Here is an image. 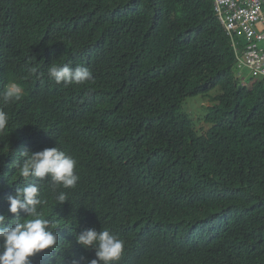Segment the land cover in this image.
<instances>
[{
  "label": "trees",
  "instance_id": "16d2710c",
  "mask_svg": "<svg viewBox=\"0 0 264 264\" xmlns=\"http://www.w3.org/2000/svg\"><path fill=\"white\" fill-rule=\"evenodd\" d=\"M53 63L94 79L56 84ZM235 65L212 0H0V92L24 89L0 103V214L33 180L61 230L55 261L96 258L74 242L95 228L124 241L116 264H264V76L242 80ZM217 88L199 132L183 104ZM34 102L68 124L80 184L62 205L50 178L13 164L43 144L26 124Z\"/></svg>",
  "mask_w": 264,
  "mask_h": 264
},
{
  "label": "clouds",
  "instance_id": "9594fccd",
  "mask_svg": "<svg viewBox=\"0 0 264 264\" xmlns=\"http://www.w3.org/2000/svg\"><path fill=\"white\" fill-rule=\"evenodd\" d=\"M29 72L36 75L37 68L32 67ZM47 75L56 84L63 83L65 86L82 85L94 79L88 67H72L69 63L51 64ZM23 93L20 84L11 82L0 92V103L19 101ZM30 111L26 124L43 144L30 152H21L22 164L19 161L13 164L22 178H38L42 183H46L45 178H50L53 186H59L56 187L60 190L56 201L62 205L70 200L67 195L78 189L80 184L77 160L61 145L67 139L65 126L68 124L52 121L39 102L32 103ZM7 125V113L0 110V131L5 130ZM3 201L8 209L5 215L0 214V264H32L31 258L35 255L39 258V253L45 258L42 264H66L49 256L58 246L61 230H51L54 227L51 219L45 218L46 213L40 208L46 201L40 198L38 185L31 180L26 186H18L4 195ZM23 213L26 218L20 219ZM8 218L12 220L8 221ZM74 242L85 250L95 251L96 258L87 261V264H116L124 250V241L107 229L97 231L88 228L76 234Z\"/></svg>",
  "mask_w": 264,
  "mask_h": 264
},
{
  "label": "built area",
  "instance_id": "2783aa9c",
  "mask_svg": "<svg viewBox=\"0 0 264 264\" xmlns=\"http://www.w3.org/2000/svg\"><path fill=\"white\" fill-rule=\"evenodd\" d=\"M231 40L238 77L243 68L264 76V0H212Z\"/></svg>",
  "mask_w": 264,
  "mask_h": 264
},
{
  "label": "rangeland",
  "instance_id": "374dc122",
  "mask_svg": "<svg viewBox=\"0 0 264 264\" xmlns=\"http://www.w3.org/2000/svg\"><path fill=\"white\" fill-rule=\"evenodd\" d=\"M241 71L244 77L254 76V74L247 68H243ZM255 78L257 79V77ZM219 92L220 91L217 88V89L209 91L207 94L189 97L185 100L183 104V111L195 121V128L199 132H202L201 129L203 125L199 123L198 119H200L204 115L207 107L213 105V98Z\"/></svg>",
  "mask_w": 264,
  "mask_h": 264
}]
</instances>
